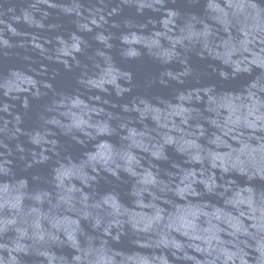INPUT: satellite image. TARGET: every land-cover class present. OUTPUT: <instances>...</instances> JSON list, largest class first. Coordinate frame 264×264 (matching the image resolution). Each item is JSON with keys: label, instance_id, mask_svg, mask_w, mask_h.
Returning <instances> with one entry per match:
<instances>
[{"label": "clouds", "instance_id": "1", "mask_svg": "<svg viewBox=\"0 0 264 264\" xmlns=\"http://www.w3.org/2000/svg\"><path fill=\"white\" fill-rule=\"evenodd\" d=\"M0 264H264V0H0Z\"/></svg>", "mask_w": 264, "mask_h": 264}, {"label": "water", "instance_id": "2", "mask_svg": "<svg viewBox=\"0 0 264 264\" xmlns=\"http://www.w3.org/2000/svg\"><path fill=\"white\" fill-rule=\"evenodd\" d=\"M140 71L143 72L144 69H140ZM66 83H68V79L67 78H65V80L60 82V86H64Z\"/></svg>", "mask_w": 264, "mask_h": 264}]
</instances>
